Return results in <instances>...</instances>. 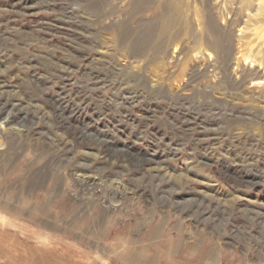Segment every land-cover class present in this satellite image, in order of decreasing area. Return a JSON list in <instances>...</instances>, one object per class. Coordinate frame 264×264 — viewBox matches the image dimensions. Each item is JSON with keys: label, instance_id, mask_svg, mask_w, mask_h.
<instances>
[{"label": "rangeland", "instance_id": "obj_1", "mask_svg": "<svg viewBox=\"0 0 264 264\" xmlns=\"http://www.w3.org/2000/svg\"><path fill=\"white\" fill-rule=\"evenodd\" d=\"M0 264H264V0H0Z\"/></svg>", "mask_w": 264, "mask_h": 264}, {"label": "bare ground", "instance_id": "obj_2", "mask_svg": "<svg viewBox=\"0 0 264 264\" xmlns=\"http://www.w3.org/2000/svg\"><path fill=\"white\" fill-rule=\"evenodd\" d=\"M163 18H164V17H163ZM161 21H162V20H161ZM164 25H165V24H164ZM164 25H163V27H164ZM171 26H172V22H169V21H168V23H167V27L170 28ZM163 27H162V28H163ZM163 31H164V30H163ZM158 33H159V32H158ZM115 152H116V151H115ZM51 191H52V189H51ZM27 194H28V193H27ZM1 197H2V196H1ZM6 198H7V197H6ZM32 198H33V199H36V195H32ZM2 201H3V200H2ZM22 201H23V200H22ZM8 204H10V203H8ZM22 204H23V202H22ZM10 205H11V204H10ZM10 205H9V206H10ZM20 205H21V204H20ZM27 205H29V204H27ZM2 207H3V206H2ZM21 207H23V206H21ZM21 207H20V208H21ZM25 207H26V206H25ZM9 208H11V207H9ZM2 209H3V208H2ZM9 211H10V209H6V210H5V213L8 214ZM22 212H23V211H22ZM14 215H16V214H14ZM20 217H21V216H17V215L15 216V218H20ZM56 217H58V216H56Z\"/></svg>", "mask_w": 264, "mask_h": 264}]
</instances>
